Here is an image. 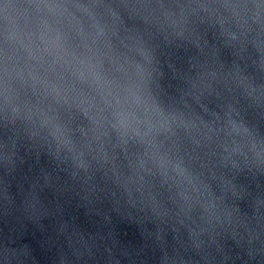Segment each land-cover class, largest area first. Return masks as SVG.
Wrapping results in <instances>:
<instances>
[{"label":"water","instance_id":"obj_1","mask_svg":"<svg viewBox=\"0 0 264 264\" xmlns=\"http://www.w3.org/2000/svg\"><path fill=\"white\" fill-rule=\"evenodd\" d=\"M0 264H264V0H0Z\"/></svg>","mask_w":264,"mask_h":264}]
</instances>
